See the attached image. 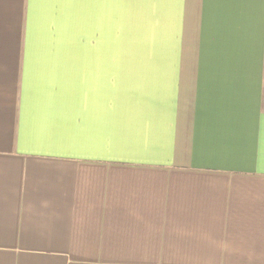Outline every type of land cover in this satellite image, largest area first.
<instances>
[{
	"label": "crops",
	"instance_id": "1",
	"mask_svg": "<svg viewBox=\"0 0 264 264\" xmlns=\"http://www.w3.org/2000/svg\"><path fill=\"white\" fill-rule=\"evenodd\" d=\"M39 0H0V264H264V0H169L141 139L59 149L28 114Z\"/></svg>",
	"mask_w": 264,
	"mask_h": 264
},
{
	"label": "clouds",
	"instance_id": "2",
	"mask_svg": "<svg viewBox=\"0 0 264 264\" xmlns=\"http://www.w3.org/2000/svg\"><path fill=\"white\" fill-rule=\"evenodd\" d=\"M169 0H39L28 114L59 149L138 142L155 115Z\"/></svg>",
	"mask_w": 264,
	"mask_h": 264
}]
</instances>
